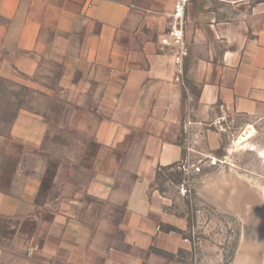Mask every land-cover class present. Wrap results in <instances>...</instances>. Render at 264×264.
<instances>
[{
    "label": "crops",
    "instance_id": "crops-1",
    "mask_svg": "<svg viewBox=\"0 0 264 264\" xmlns=\"http://www.w3.org/2000/svg\"><path fill=\"white\" fill-rule=\"evenodd\" d=\"M174 2L0 0V264L197 263L157 174L188 120L210 157L221 116L264 123V0H193L179 81ZM217 190L247 205L240 180Z\"/></svg>",
    "mask_w": 264,
    "mask_h": 264
},
{
    "label": "rangeland",
    "instance_id": "rangeland-1",
    "mask_svg": "<svg viewBox=\"0 0 264 264\" xmlns=\"http://www.w3.org/2000/svg\"><path fill=\"white\" fill-rule=\"evenodd\" d=\"M221 118V130L213 125L222 134L218 154L206 155L192 138L185 168L180 163L160 172L155 184L172 201L171 209L190 220L196 264H264V156L259 153H264V123L241 116ZM203 177L213 179L216 189L200 195L197 182ZM233 178L240 180L246 199L241 209L220 206L222 193L217 189L223 179Z\"/></svg>",
    "mask_w": 264,
    "mask_h": 264
},
{
    "label": "built area",
    "instance_id": "built-area-1",
    "mask_svg": "<svg viewBox=\"0 0 264 264\" xmlns=\"http://www.w3.org/2000/svg\"><path fill=\"white\" fill-rule=\"evenodd\" d=\"M193 0H175L173 9L168 16V24L167 29L164 36L160 40V44L163 48H167L172 57L174 69L176 72L175 80H180V75L182 74V68L184 64V60L189 55V45L185 38V29H186V10L187 6ZM221 117L218 118L213 125L218 127L220 130L222 129V125L220 123ZM194 123L191 120H188L184 126V134H185V152L186 157L180 164V166L184 169L186 164H188V157L191 156L193 152L192 146V129L191 126ZM218 125V126H217Z\"/></svg>",
    "mask_w": 264,
    "mask_h": 264
},
{
    "label": "bare ground",
    "instance_id": "bare-ground-1",
    "mask_svg": "<svg viewBox=\"0 0 264 264\" xmlns=\"http://www.w3.org/2000/svg\"><path fill=\"white\" fill-rule=\"evenodd\" d=\"M252 132H253V130H252V131H250V132H248V133H249V135H251V133H252ZM247 135H248V134H247ZM249 135H248V136H249ZM241 140H242V142H243V141H245V140H246V138H242ZM242 142H240V143H242ZM246 144H247V143H246ZM246 144H245V145H246ZM249 147H250V146H249ZM250 149H251V150H253V147H250ZM259 153H260V155H261V156H264V153H263L262 151H260Z\"/></svg>",
    "mask_w": 264,
    "mask_h": 264
},
{
    "label": "trees",
    "instance_id": "trees-1",
    "mask_svg": "<svg viewBox=\"0 0 264 264\" xmlns=\"http://www.w3.org/2000/svg\"><path fill=\"white\" fill-rule=\"evenodd\" d=\"M168 168H162V169H160L159 171H158V174H157V178H159V176H160V172H162V171H164V170H167Z\"/></svg>",
    "mask_w": 264,
    "mask_h": 264
}]
</instances>
